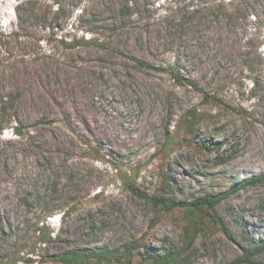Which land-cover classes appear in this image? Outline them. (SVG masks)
<instances>
[{
    "label": "rangeland",
    "instance_id": "374dc122",
    "mask_svg": "<svg viewBox=\"0 0 264 264\" xmlns=\"http://www.w3.org/2000/svg\"><path fill=\"white\" fill-rule=\"evenodd\" d=\"M261 175L264 0H0V264L181 248L184 213L129 187L223 197L234 240L209 222L182 260L230 262L264 240Z\"/></svg>",
    "mask_w": 264,
    "mask_h": 264
},
{
    "label": "trees",
    "instance_id": "16d2710c",
    "mask_svg": "<svg viewBox=\"0 0 264 264\" xmlns=\"http://www.w3.org/2000/svg\"><path fill=\"white\" fill-rule=\"evenodd\" d=\"M31 2V1H30ZM55 20L57 21L65 13L64 7L56 6L55 7ZM191 112L186 114L184 121L188 123V129L193 130V123H189L188 120H191ZM172 144V140L168 139L166 144L163 146L164 150H168L169 146ZM264 181V175L258 176L254 179H251L245 184H258ZM244 184V183H243ZM133 194L145 199L147 202H151L156 209L162 210L166 213H172L176 211H182L184 216L182 217V244L181 248L171 249L166 253H158L156 256L147 255L145 264H183L186 260L183 259V255L188 252L194 251L195 243L197 239L206 232L207 225L209 222H212L217 228L220 229L223 234L234 240L223 221L219 219L216 213V208L222 202L223 197L216 196H205L199 198L192 202H174L161 196L148 197L141 194L134 187L128 188ZM42 241L46 242L44 238ZM242 253L236 259L222 264H264V261L260 260V257L264 254V240H260L254 244H247L241 246ZM82 255L74 253L69 256H63L61 260L63 262L81 260Z\"/></svg>",
    "mask_w": 264,
    "mask_h": 264
}]
</instances>
